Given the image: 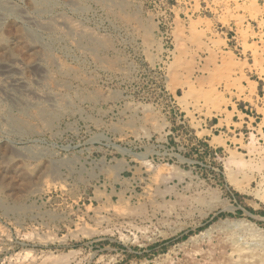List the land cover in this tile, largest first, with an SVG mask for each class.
<instances>
[{
    "label": "rangeland",
    "instance_id": "rangeland-1",
    "mask_svg": "<svg viewBox=\"0 0 264 264\" xmlns=\"http://www.w3.org/2000/svg\"><path fill=\"white\" fill-rule=\"evenodd\" d=\"M0 4V264H264V0Z\"/></svg>",
    "mask_w": 264,
    "mask_h": 264
},
{
    "label": "bare ground",
    "instance_id": "bare-ground-1",
    "mask_svg": "<svg viewBox=\"0 0 264 264\" xmlns=\"http://www.w3.org/2000/svg\"><path fill=\"white\" fill-rule=\"evenodd\" d=\"M253 1H255V0H253ZM47 9V8H46ZM257 9V8H256ZM45 10V9H44ZM8 11H10V9H8L4 4H0V16H4V15H6V14H8L7 12ZM12 11V10H11ZM41 13V12H43L42 10H38V9H35L34 10V12L33 13ZM32 14V13H31ZM20 15V14H19ZM18 15V16H19ZM36 15V14H35ZM34 15V16H35ZM49 15H50V13H49ZM34 16L32 17V15H29V14H25L24 15V13H23V16H19L20 18H22V20H23V22L25 23V25H27V26H29L30 27V30H29V37L31 38V40H32V42H37V44H39L38 42L41 40L40 38H41V36H40V33H41V31L43 32V29H52L51 28V26L50 27H47V25H45L43 22V25L42 24H40L35 18H34ZM18 17V18H19ZM54 17V16H53ZM53 21V22H52ZM52 21H51V23L53 24V25H55V26H57V27H62V28H64V26H66L67 24H66V22H64V21H62V20H60V19H52ZM46 23V22H45ZM47 24H49V21L47 22ZM26 26V27H27ZM56 27V28H57ZM57 31H58V29H56ZM55 31V30H54ZM70 31V30H69ZM76 33H74V35L72 36V37H69V38H67L68 37V32H61L60 34H62L64 37V40L65 41H71L70 42V44H74V46L75 47H78L79 48V43H78V41L76 40L77 39V37H78V35H79V31L78 30H74ZM45 34V33H44ZM57 34V33H56ZM43 35V34H42ZM59 35V34H58ZM52 36H53V34H52ZM56 36V35H55ZM44 37V36H43ZM48 37V36H47ZM46 39V38H45ZM58 39V38H57ZM41 42V41H40ZM88 42V41H87ZM48 43V42H47ZM67 43V42H66ZM41 45H39V46H41L42 47V45H43V58H42V60H40V63H46L45 61V58L48 56V54L46 55V53H44V50L45 51H47V52H49V51H51L52 49H51V46H49V44H44L43 42H41L40 43ZM80 49V48H79ZM97 50V49H96ZM44 55H46V56H44ZM45 57V58H44ZM51 61V60H50ZM52 63V62H51ZM56 62H53L52 63V65H56L55 64ZM41 65V64H40ZM45 66V65H44ZM38 67V66H37ZM57 67H59L58 65H56V68ZM41 68H43V67H41ZM58 70V69H57ZM42 71V70H41ZM46 71H47V69H46ZM44 72V71H43ZM43 72H41V73H43ZM10 72H7L6 74H8V75H10L9 74ZM72 73V72H71ZM65 74V73H64ZM70 77V76H69ZM40 78V77H39ZM43 78V77H42ZM40 79L39 81H37V83L36 84H38V85H41V84H43L42 86L43 87H46V86H48V83L47 82H44L43 81V79ZM85 79V78H84ZM20 83H21V81H20V79L19 78H14V77H12V76H10V77H5V80H4V83L2 84V86H9V87H12L13 85L15 86V85H20ZM53 84H55V83H53ZM1 87V86H0ZM17 87V86H16ZM23 87H25V86H23ZM40 87V86H39ZM42 87V88H43ZM13 88H15V87H13ZM20 88H22V87H20ZM51 88V87H50ZM1 90H2V88H1ZM23 90V89H22ZM27 91H31L30 89L29 90H27ZM42 91V90H41ZM35 92V91H31L32 92V94H33V96L34 97H36L37 99H39V100H42L43 102L42 103H46L47 105H50V106H53L54 104H55V106L56 105H62L63 103H62V100L63 101H65L64 100V98H63V96L61 95V94H59V93H56V92H54V91H49L48 93H44V92ZM45 91V90H44ZM22 92V91H21ZM30 93V92H29ZM61 93V92H60ZM66 93V92H65ZM22 94V93H21ZM1 95V94H0ZM17 95V94H16ZM3 96H5V95H3ZM26 96V95H25ZM33 97H31V99H32ZM220 101V100H219ZM35 103V102H34ZM41 103V102H40ZM196 104V103H195ZM11 105V104H10ZM35 106H36V104H35ZM0 108H2V107H0ZM7 110H9V109H6V111ZM38 112V111H37ZM1 113V112H0ZM39 113H41V112H38V114ZM14 118V117H13ZM17 118V117H16ZM10 121H12V120H10ZM14 122V121H13ZM8 124V123H7ZM12 124H18V123H12Z\"/></svg>",
    "mask_w": 264,
    "mask_h": 264
}]
</instances>
